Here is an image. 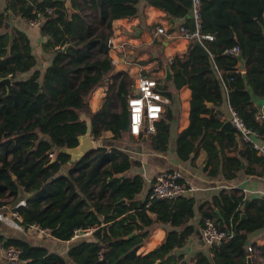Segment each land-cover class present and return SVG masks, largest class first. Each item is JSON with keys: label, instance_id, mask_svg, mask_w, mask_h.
Masks as SVG:
<instances>
[{"label": "trees", "instance_id": "16d2710c", "mask_svg": "<svg viewBox=\"0 0 264 264\" xmlns=\"http://www.w3.org/2000/svg\"><path fill=\"white\" fill-rule=\"evenodd\" d=\"M82 1L78 5L77 0H71V6L78 11L68 12L64 0H9L0 13V78L10 76L12 80L9 92L0 83V203L17 211L23 225L37 223L60 240H70L75 229L98 225L88 237L69 248L67 255L74 264H180L183 257L173 254V250L183 246L193 232L189 220L195 215L194 198L181 195L149 200L146 196L136 200L145 181L139 174H128L132 161L115 146L97 147L71 164L70 156L60 151L77 145L78 136L86 131L83 117L91 120L93 139L104 131H110L115 140L133 137L128 131L126 108L133 77L126 70L113 74L115 64L107 41L113 33L112 21L134 17L139 0ZM146 3L169 18L189 16L191 7V0ZM85 7L94 12L90 13L92 21L82 13ZM10 14L27 21L39 19V30L45 38L42 51L52 55L42 74L32 71L37 59L25 33L17 28L11 32L6 27ZM186 25H192L189 18ZM201 31L213 36L203 43L209 55L189 42L182 54H159L152 68L159 71L164 63L169 65L172 79L164 85V94L169 98L173 96L171 89L187 85L191 91L189 123L177 133L174 142L180 160L189 159L200 143L208 161L217 154L214 140L219 141V135L207 130L219 129L230 142L234 139L232 126L212 112L225 95L217 71L228 88V103L264 137V121L256 119L258 111L251 99V92L264 96V0H201ZM234 46L239 47L245 61L243 72L235 68L236 55L228 53ZM23 74L26 76L21 77ZM109 79V88L121 110L112 109L110 97L93 110L91 94ZM206 101L212 106H206ZM171 119L169 108L155 122V131L145 135L153 150H167ZM142 135L143 132L139 136ZM243 144V154L264 165L263 157L257 156L249 144ZM237 159H228L230 172L240 165ZM247 172L256 170L249 167ZM21 189L26 200L17 203ZM245 201L243 193H220L203 204L201 226L209 218L230 235L210 245L211 257L197 252L195 264H247L248 235L264 227V198L251 200L244 207ZM242 212L246 216L239 220ZM156 224L166 228L157 248L165 251L164 256L159 257L157 249L138 254ZM9 245L21 249L19 259L11 264H67L63 256L48 252L42 245L8 239L2 247Z\"/></svg>", "mask_w": 264, "mask_h": 264}, {"label": "crops", "instance_id": "0c3cea01", "mask_svg": "<svg viewBox=\"0 0 264 264\" xmlns=\"http://www.w3.org/2000/svg\"><path fill=\"white\" fill-rule=\"evenodd\" d=\"M64 1L66 2V0ZM8 2L9 0H0V13L5 11ZM82 3V0H77L78 5H82ZM66 9L68 12L78 11L71 6V0H69V5L66 6ZM91 12L93 11L87 7L82 10V13L88 19ZM187 19L188 16L169 18L159 8L147 4L146 0H139L137 13L134 17L130 19L117 18L112 21V35L116 39H123V41L128 43V54L124 58L125 61L120 57L118 50L109 51L110 57L117 59L113 74L126 70L132 76H135L140 71L142 73L161 75L163 70L153 71L152 69L156 64L155 58L161 53L166 57H171L174 53L182 54L186 50L189 41L179 37V27L182 23L186 25ZM8 26L11 32L14 28H17L25 33L32 52L37 59V64L32 71L38 70L42 74L49 65L52 55L42 51L41 45L45 38L41 35L39 27L30 25L26 19L15 14L9 15ZM157 26L164 27L165 33L155 34ZM117 57H120V59ZM20 76L25 77L26 75ZM102 87L99 86L93 91L92 100L94 103L92 101L90 104L93 110L99 109L104 102L105 88L103 87L102 89ZM249 90L251 91V89ZM171 91L173 96L167 105V110L170 108L172 112L171 133L166 151L157 152L153 150L149 140L145 137V133L142 136L124 137L120 140L112 139L110 131H105L104 133L110 142L108 146H116L129 155L132 161V168L128 171V174H139L145 181L143 190L135 197L136 200L142 201L145 199L153 177L156 173L163 170L179 171L185 180L196 187V190L190 195L195 200V215L189 220V224L193 226V232L188 236L183 246L173 250V254L182 255L183 258L180 264L182 262H184L183 264H195V254L199 251L206 253L209 257L212 256L210 245L203 242L200 234L202 211L205 209L203 204L210 201L213 195L220 193H243L248 202L264 198V165L254 161L253 156H250V160L243 154V151H245L244 144L236 132L233 134V141L230 142L227 136L219 133V129L214 132L207 130V133L219 135V141L214 140L217 154L212 155L209 161L203 143H200L190 153L191 157L189 159L180 160L174 150V142L177 133L189 123L191 91L187 85H184L179 90L171 89ZM96 92L97 94L95 95ZM251 99L252 105L258 113L264 115V96H257L251 92ZM211 106L212 104L209 107ZM227 107L228 100L225 94L223 102L216 105L212 111L223 123H227ZM97 141L104 145L102 143L103 140ZM256 155L258 156L259 154L257 153ZM236 157L240 165L234 172H230L232 169L228 165V159ZM249 167L254 168L256 172L248 173L247 169ZM212 170L214 171L211 172ZM26 196L21 189L17 203H23L26 200ZM8 206L11 207L10 205ZM215 210L219 212L218 208H215ZM165 230L164 225H154L148 237L144 239L143 244L138 248L137 253L145 254L148 251L157 249L165 236ZM8 239H21L33 245H42L48 249V252L63 256L67 264H74L67 255L69 248L82 241L60 240L51 236L48 230L46 234L23 231L0 219V261L2 262V244ZM248 241L250 246L253 247V250L249 251L252 264H264V250L262 248L264 227L249 233ZM167 255H170V253Z\"/></svg>", "mask_w": 264, "mask_h": 264}, {"label": "built area", "instance_id": "2783aa9c", "mask_svg": "<svg viewBox=\"0 0 264 264\" xmlns=\"http://www.w3.org/2000/svg\"><path fill=\"white\" fill-rule=\"evenodd\" d=\"M50 12V9H47ZM188 18L191 20L192 25L187 26L182 23L179 27V37L192 42L197 40L204 43L205 40H212L211 34H205L201 31V0H191V7L189 10ZM30 25L39 27V19L28 21ZM165 29L162 26L155 28V34H164ZM109 51L118 50L122 60L128 54V43L123 39H116L111 35L107 41ZM239 47L234 46L228 50L229 54H237ZM120 57H117L120 59ZM114 64L117 63V59H112ZM217 74L221 80V84L227 95L228 88L225 81L221 77V73L217 71ZM162 75H156L155 73H137L132 85L133 91L130 92L126 99V108L128 111V131L131 135L137 137L140 133L150 134L155 131V122L159 121L166 112L167 105L170 103V98L164 94L165 81L162 79ZM227 119L226 121L232 126L234 131L239 135L243 143L249 144L254 148L257 153L264 159V137H262L256 130L250 128L240 113L233 108L229 103L227 107ZM256 119L264 121V115L257 113ZM53 157V154H50ZM196 187L189 181L185 180L183 175L177 170H163L159 171L153 177L147 197L149 200H155L159 198L163 199H175L178 196H190ZM0 219L13 225L14 227L28 232H37L46 234L47 230L43 229L37 223H30L23 225L21 215L11 209V207L0 203ZM98 225L90 226L85 229H75L70 240L73 242L80 241L88 237L93 231L98 229ZM200 234L205 244L211 245L220 243L223 239L227 238L230 234L225 230H221L217 227L212 219L206 218L203 225L200 227ZM3 248V247H2ZM248 251H252L253 247L248 246ZM159 257L164 256L165 251L163 249L156 250ZM21 249L9 245L2 249L3 264L15 263L20 256Z\"/></svg>", "mask_w": 264, "mask_h": 264}, {"label": "water", "instance_id": "95a60500", "mask_svg": "<svg viewBox=\"0 0 264 264\" xmlns=\"http://www.w3.org/2000/svg\"><path fill=\"white\" fill-rule=\"evenodd\" d=\"M65 5L68 6L69 5V0H66ZM8 26V24L6 25V27ZM193 45H196L198 47H200L203 50V53L205 55H209L208 50L204 47V45L197 41L194 40L192 41ZM63 50L66 49V46H64L62 48ZM236 59H237V64H236V69L243 71L245 70V61L242 57L241 52H238L236 54ZM162 79L165 82H169L172 79V72L169 68V65L167 63H164L163 65V75H162ZM0 83L4 84L7 88V92H9L11 90L12 87V80L10 78V76H5L0 78ZM206 106H210V102L206 101ZM83 119L86 122V131L78 136V143L76 146L74 147H63L60 148V151L67 153L70 158L68 160V164L73 163L74 161H76L77 159L82 158L83 156L91 153L93 150H95L97 147L103 146L100 142H98L97 144H95V140L93 139L92 135H91V129H92V124H91V120L88 117H83ZM120 202H125L124 199H121ZM248 204V201L246 200L244 203V207ZM243 207V208H244ZM215 212L218 214V216L222 219V216L220 215V213L218 212V210H215ZM246 216V213L242 212L240 215L239 220H241L242 218H244ZM132 234H135V232H133ZM228 234H230V231H228ZM131 236V235H130ZM247 245H249V241L246 242ZM157 262H159V260H157ZM246 262L247 264H252L251 261V256H247L246 258ZM184 262H182L183 264Z\"/></svg>", "mask_w": 264, "mask_h": 264}, {"label": "rangeland", "instance_id": "374dc122", "mask_svg": "<svg viewBox=\"0 0 264 264\" xmlns=\"http://www.w3.org/2000/svg\"><path fill=\"white\" fill-rule=\"evenodd\" d=\"M92 17H93V15H91L90 17H89V20L90 21H92ZM133 77V83H134V80H135V78H134V76H132ZM111 81L112 80H108V82H106L104 85L106 86H104L103 85V87L105 88V90H104V97H105V99H106V97H110L111 99H112V103H111V107H112V109H114L115 111H120L121 110V104H120V102H119V100H117L116 98H115V96H114V91H112L110 88H109V85H110V83H111ZM133 83H132V85H133ZM132 85H131V88L133 89V87H132ZM103 87H102V89H103ZM92 95H93V93L91 94V96H90V104L92 103ZM96 99V98H95ZM105 99H104V101H105ZM93 103H94V101H93ZM105 132V131H104ZM104 132H102L101 133V135L100 136H98L97 138H95V144H97L98 143V141L97 140H103V144L106 146V147H111V146H108L109 144H110V142H109V140L105 137V133ZM103 145V146H104ZM116 147V146H115Z\"/></svg>", "mask_w": 264, "mask_h": 264}]
</instances>
